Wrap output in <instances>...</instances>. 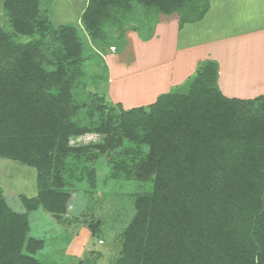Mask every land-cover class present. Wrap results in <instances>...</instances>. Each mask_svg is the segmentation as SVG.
<instances>
[{"label":"trees","instance_id":"16d2710c","mask_svg":"<svg viewBox=\"0 0 264 264\" xmlns=\"http://www.w3.org/2000/svg\"><path fill=\"white\" fill-rule=\"evenodd\" d=\"M136 5L180 11L183 25L202 20L209 0H88L83 29L105 42V25ZM4 7L14 34L0 26V156L36 169L38 194L22 196L28 211L61 220L72 190L94 183L88 164L128 140L149 148L135 173L151 189L135 196L117 264H264V92L226 96L217 61L206 59L186 92L125 109L79 81L87 56L76 25H55L41 0ZM86 132L103 143L69 145ZM28 233L27 215L0 190V264H44L34 257L43 241Z\"/></svg>","mask_w":264,"mask_h":264},{"label":"rangeland","instance_id":"374dc122","mask_svg":"<svg viewBox=\"0 0 264 264\" xmlns=\"http://www.w3.org/2000/svg\"><path fill=\"white\" fill-rule=\"evenodd\" d=\"M4 1L0 0V26L14 34ZM253 1L259 2L255 5ZM260 1L249 0V5L235 8L229 15L230 25H238L235 18L241 19L242 28L262 24L264 0L261 4ZM41 4L55 25L73 24L81 30L87 59L78 79L89 92L105 94L110 101L129 109L148 108L154 103L156 94L188 90L198 65L193 71L188 70L189 73H180L181 60L176 58L174 43L178 40L176 19L180 20V11L166 14L136 5L121 23L106 24L107 38L105 42H98L83 29L80 20L87 0H41ZM255 9L261 10L259 15ZM256 14V21L248 20ZM172 19L175 20L159 23ZM19 38L25 40L27 36L20 35ZM146 51L149 56L145 55ZM168 58H172L170 63H166ZM139 67L140 70H136ZM170 69L176 72L174 81L169 79ZM176 80L181 81L170 84ZM257 86L230 84L223 79L221 89L227 96L251 98L263 92L264 87ZM103 141L104 135L86 132L70 136L69 145H98ZM148 149L126 140L116 151L89 163L88 167L95 170L94 183L86 180L72 190L61 220L42 207L33 211L26 209L22 196L38 194L37 171L17 160L0 156V190L7 205L15 212L27 215L28 236L44 243L34 257L44 264H117L122 233L135 215V196L151 189V180H140L135 173L136 163Z\"/></svg>","mask_w":264,"mask_h":264},{"label":"crops","instance_id":"0c3cea01","mask_svg":"<svg viewBox=\"0 0 264 264\" xmlns=\"http://www.w3.org/2000/svg\"><path fill=\"white\" fill-rule=\"evenodd\" d=\"M257 2L259 1H253V4L256 5ZM248 3L249 0H209L208 11L202 20L180 25L179 20L176 19L178 40L174 43H176V58L181 60V74L187 73L188 70L193 71L203 60L213 59L219 65L218 83L220 89L223 79L230 84L238 82L242 83V86L247 84V86L264 87V52H262L264 49V20L262 24L254 23L252 26L248 25L247 28H242L240 26L241 19L235 18L238 25H230L231 17L229 15L233 14L239 5L245 7V5H249ZM260 11L256 10L255 12L259 15ZM257 14L248 20L256 21ZM173 20L175 19L159 23L165 24ZM148 53L146 51L145 55L149 56ZM171 59L168 58L166 63H170ZM242 63L246 66H242ZM187 65L189 67L186 70ZM136 70H140V67ZM169 72V79L172 80L176 76V72L171 69ZM180 81L176 80L170 84ZM158 95L156 94L155 101L158 99Z\"/></svg>","mask_w":264,"mask_h":264}]
</instances>
